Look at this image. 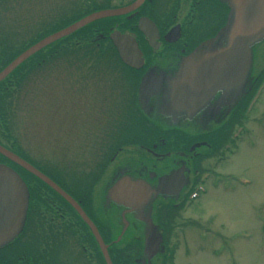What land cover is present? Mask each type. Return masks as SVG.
<instances>
[{"label": "flooded vegetation", "instance_id": "obj_1", "mask_svg": "<svg viewBox=\"0 0 264 264\" xmlns=\"http://www.w3.org/2000/svg\"><path fill=\"white\" fill-rule=\"evenodd\" d=\"M113 1H102L109 7L104 10H119L136 2L127 0L114 5ZM233 1L144 0L136 10L96 21L78 30L90 32L88 39L83 38V34L79 35L81 44L75 42L76 46L44 48L103 49L112 52L120 69L119 84L122 88L115 86L112 89L113 86L108 85L106 80L103 85L107 91L106 103L110 101L108 93L112 90L114 97L124 99V106H121L123 111L111 108L105 114L107 117L113 114L125 118L129 114L127 108L130 101L134 118L129 119L130 125L125 124L124 130L117 126L115 131L106 135L107 141L104 140L101 150H96L98 155L87 160L91 171L83 176L81 187L73 188L67 180L58 179L47 171L43 173L75 201L94 229L50 186L0 155V165L17 176L25 200L20 228L8 234L0 244V264H107L101 245L111 264L172 262L185 231L195 227L193 221L178 222L180 215L206 193V183L209 184L211 178L213 188L225 185V176L215 175L213 166L220 167L226 162V157L235 153L243 130L242 117L248 116L256 98V86L248 90L247 79L243 84L218 90L195 112L170 105L173 87L191 66L207 51L226 46L225 36L218 34L227 25L229 17L235 15ZM142 19L151 23L156 32L153 28L149 31L144 27L139 29ZM116 32L135 40L143 60L139 69L120 61L117 48L110 40V35ZM213 40L216 41L212 43ZM89 42L91 45L82 46ZM2 48L17 49L15 45ZM45 63L38 62L37 66ZM19 67L32 69L35 65L27 60ZM107 70L111 71L108 67ZM28 73V70L21 72L18 80L22 82ZM95 79L98 81L99 78ZM95 86L99 87L98 84ZM1 87L0 94L8 93L7 86ZM189 122L195 123V126L191 128ZM130 128L133 129L131 135ZM116 134L121 137H116ZM0 146L34 167L20 156L14 148V140L6 139L2 129ZM128 150L131 156L124 161L120 156ZM208 159H211V167L204 166ZM109 168L111 180L109 183L103 180L104 186L97 190L96 183H101L108 176ZM173 174H176L173 194H156L160 184ZM89 176L93 177L91 184L86 183ZM239 178L237 174L230 175L233 184L226 183L228 191L240 185ZM123 179L137 184L132 189L133 200L141 191L145 192L142 203L125 206L111 201L110 189ZM218 181L221 183H216ZM102 193L106 196L101 197ZM95 194L98 205L95 204Z\"/></svg>", "mask_w": 264, "mask_h": 264}, {"label": "rangeland", "instance_id": "obj_2", "mask_svg": "<svg viewBox=\"0 0 264 264\" xmlns=\"http://www.w3.org/2000/svg\"><path fill=\"white\" fill-rule=\"evenodd\" d=\"M93 1L96 3L89 4ZM102 1L0 0V46L15 45L17 52L24 51L44 29L58 27L60 30L85 15L108 9ZM121 1L127 0H114L113 4ZM72 42L80 43L76 37ZM63 45L72 46L70 41L61 47ZM88 45L91 43L82 44ZM250 48L252 64L247 88L253 90L264 73V38ZM51 50L56 52L45 64L34 69L21 67L0 86L9 89L8 93L0 94V126L2 129L5 126L7 132L3 135L14 140V148L20 156L40 173L47 171L78 188L83 176L91 171L87 160L98 155L96 150H101L109 132L115 131L117 126L124 130L130 125L134 112L129 101V114L125 118L105 114L106 110L117 111L124 106V99L114 97L112 90L108 93L109 105L106 103L107 91L103 86L106 80L112 89L122 88L120 69L112 52ZM58 52L65 55L52 58ZM114 68L118 69L112 70ZM26 70L28 80L24 78L20 82L18 77ZM259 91L248 116L241 120L243 130L235 153L227 154L229 157L220 167L213 166L215 175L225 176V185L213 188L211 178L209 184L206 183V193L180 215L178 222L193 221L195 227L185 231L170 264H264V86ZM189 126L192 128L195 123L189 122ZM132 130L130 128V135ZM130 154L128 150L120 158L125 161ZM210 162L208 159L204 166H209ZM110 171L109 168L108 176L101 183H96L97 190L104 186L103 180H111ZM232 174L241 177L240 185L228 191L226 183L233 184ZM92 180L89 176L86 183L91 184ZM95 198L98 205L97 194Z\"/></svg>", "mask_w": 264, "mask_h": 264}, {"label": "water", "instance_id": "obj_3", "mask_svg": "<svg viewBox=\"0 0 264 264\" xmlns=\"http://www.w3.org/2000/svg\"><path fill=\"white\" fill-rule=\"evenodd\" d=\"M144 0H136L127 8L119 10H104L82 18L66 28L57 31L36 44L30 46L0 72V83L6 79L16 68L29 58L42 51L45 47L75 33L81 28L96 21L127 14L136 10ZM235 15L228 19L227 25L219 32L218 36H225L227 44L221 49H211L194 63L188 73L184 75L173 87L170 105L172 108H182L195 112L207 102L218 90L236 84H243L247 80L252 64L251 45L264 38V0H234ZM148 29L154 26L147 20H140L138 28ZM149 31V30H148ZM112 44L117 48L118 56L125 65L139 69L143 63L140 51L135 40L119 33L110 35ZM216 40H213L214 43ZM0 155L8 161L23 168L26 172L50 186L61 195L93 228L91 222L68 195L61 191L43 174L34 167L21 160L0 146ZM176 174L170 175L159 186L156 194H173ZM180 184L179 179L177 185ZM127 179L117 182L109 191L111 201L122 203L125 206L139 205L145 200V192H140L137 199H132V189L135 187ZM181 184L179 185V187ZM21 184L17 176L7 167L0 165V244L5 237L17 231L25 213V200ZM129 199V201H128ZM94 229V228H93ZM107 264H111L101 245Z\"/></svg>", "mask_w": 264, "mask_h": 264}, {"label": "trees", "instance_id": "obj_4", "mask_svg": "<svg viewBox=\"0 0 264 264\" xmlns=\"http://www.w3.org/2000/svg\"><path fill=\"white\" fill-rule=\"evenodd\" d=\"M74 22V21H73ZM69 23H71V22H69ZM59 24V23H58ZM62 25V24H61ZM58 28V27H57ZM57 28H53V27H51L50 29H44L39 35H37V37L34 39V41L32 42V43H30V44H32L33 45V43L35 44L36 42H38L39 40H41V39H43V38H45L46 36H48V35H50V34H52V33H54V32H57V30H59V29H57ZM80 34H83V38H86V39H88V36L90 37V32H88V30H81L80 32H76V33H74V34H72V35H70V36H68V38H66V39H63V41H58V42H56V43H54V44H52V45H50V47L51 46H59V45H61V44H63L64 42L66 43L67 41L69 42L70 41V43H71V45L72 46H76L75 44V42L73 43L72 42V38H74V37H76L77 39H79L80 40V38H79V35ZM1 39V38H0ZM68 44V43H67ZM50 47H48V48H50ZM0 49H2V51L3 52H0V71L11 61V60H13L15 57H17V55H19L20 53H21V51H23V50H21V51H19V52H17V49H3L2 48V46H0ZM54 49H56V48H54ZM53 52H56L55 50H51V49H44V50H42V51H40V52H38L37 54H35L33 57H31L29 60H28V62H30V63H32L33 65H35V67H37V63L39 62H41V61H46V59L48 58V57H50V55H53L52 53ZM51 53V54H50ZM63 55H65V54H62L61 52L59 53H57V56H53L52 58H56V57H59V56H63ZM51 58V59H52ZM22 67H24V66H22ZM20 69V67L17 69V70H19ZM12 75H13V73H12ZM12 75H10V77L12 76ZM9 77V78H10ZM261 80H260V82L259 83H257V86H256V89H257V91H258V88H260L261 89V87H262V83H264V73L261 75V78H260ZM3 84V83H2ZM2 84H0V86L2 85ZM253 97V96H252ZM243 118L244 117H242V120H243ZM245 119H246V117H245ZM0 129H2L1 128V126H0ZM7 129L5 128V126L3 127V129H2V131L4 132V131H6ZM7 132V131H6Z\"/></svg>", "mask_w": 264, "mask_h": 264}]
</instances>
